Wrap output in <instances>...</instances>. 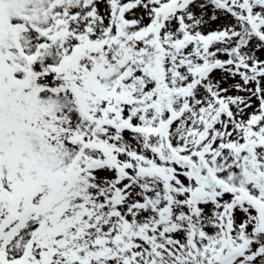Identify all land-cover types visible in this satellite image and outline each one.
<instances>
[{"label": "snow or ice", "instance_id": "obj_1", "mask_svg": "<svg viewBox=\"0 0 264 264\" xmlns=\"http://www.w3.org/2000/svg\"><path fill=\"white\" fill-rule=\"evenodd\" d=\"M0 264H264V0H0Z\"/></svg>", "mask_w": 264, "mask_h": 264}]
</instances>
